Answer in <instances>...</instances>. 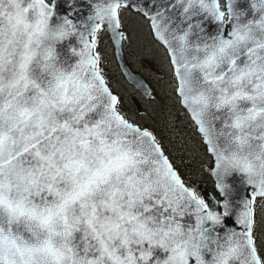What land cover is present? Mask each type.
<instances>
[{
    "label": "water",
    "instance_id": "1",
    "mask_svg": "<svg viewBox=\"0 0 264 264\" xmlns=\"http://www.w3.org/2000/svg\"><path fill=\"white\" fill-rule=\"evenodd\" d=\"M167 50L218 200L188 188L150 130L124 118L97 67L118 9ZM0 0V264H262L250 194L264 200V0ZM139 107L138 101L134 98Z\"/></svg>",
    "mask_w": 264,
    "mask_h": 264
},
{
    "label": "trees",
    "instance_id": "2",
    "mask_svg": "<svg viewBox=\"0 0 264 264\" xmlns=\"http://www.w3.org/2000/svg\"><path fill=\"white\" fill-rule=\"evenodd\" d=\"M223 4V0H221ZM122 24L127 32L125 55L130 65L149 81L153 97L144 99L123 78L112 55V45L104 28L97 34L96 47L102 56L107 82L120 99L119 110L130 120L153 131L164 151L181 176L193 190L205 182L218 197L204 165L211 164L201 136L181 107L176 95V82L164 48L154 40L148 21L129 8L120 9ZM137 97L140 109L134 104ZM254 245L264 264V202L252 197Z\"/></svg>",
    "mask_w": 264,
    "mask_h": 264
},
{
    "label": "rangeland",
    "instance_id": "3",
    "mask_svg": "<svg viewBox=\"0 0 264 264\" xmlns=\"http://www.w3.org/2000/svg\"><path fill=\"white\" fill-rule=\"evenodd\" d=\"M145 99V98H144Z\"/></svg>",
    "mask_w": 264,
    "mask_h": 264
}]
</instances>
